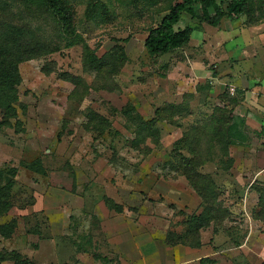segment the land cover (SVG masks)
I'll use <instances>...</instances> for the list:
<instances>
[{
    "label": "rangeland",
    "instance_id": "rangeland-1",
    "mask_svg": "<svg viewBox=\"0 0 264 264\" xmlns=\"http://www.w3.org/2000/svg\"><path fill=\"white\" fill-rule=\"evenodd\" d=\"M66 1L70 36L12 10L45 48L0 127V264H262L264 0L217 27L183 12L191 42L161 57L144 40L186 0Z\"/></svg>",
    "mask_w": 264,
    "mask_h": 264
},
{
    "label": "trees",
    "instance_id": "trees-1",
    "mask_svg": "<svg viewBox=\"0 0 264 264\" xmlns=\"http://www.w3.org/2000/svg\"><path fill=\"white\" fill-rule=\"evenodd\" d=\"M198 4H195V3ZM248 0H231L224 12L217 0H186L176 3L161 19L160 23L151 28L144 40V48L151 57H161L189 45L193 34L190 27L179 28L183 12L193 19L211 27H217L223 17L244 14ZM189 4V6H187ZM20 5L29 12H38L52 18L62 31L70 36L73 28L71 8L66 0H0V127L11 128V119L17 116L16 106L19 105L18 87L21 83L19 64L26 60L37 58L45 45L40 42L30 27L14 20L13 9ZM198 5V7H197ZM72 45L71 42L68 43ZM55 49L50 50L52 53ZM48 52V53H49ZM152 126V122H149ZM148 124V125H149ZM19 132L21 130L16 129ZM11 171V172H10ZM9 172L14 175L15 170ZM3 173L0 172V181ZM12 183L2 186L0 184V214L9 209V194ZM110 205V203H109ZM192 222L197 226V231L206 224L202 216L194 217ZM16 226V222L0 227L1 236L9 235ZM8 254L0 251V262L8 258ZM15 264H26L20 256L13 255ZM200 264H215L214 261L203 258ZM264 264V260L263 263Z\"/></svg>",
    "mask_w": 264,
    "mask_h": 264
},
{
    "label": "crops",
    "instance_id": "crops-1",
    "mask_svg": "<svg viewBox=\"0 0 264 264\" xmlns=\"http://www.w3.org/2000/svg\"><path fill=\"white\" fill-rule=\"evenodd\" d=\"M247 29H248V32H246V34L248 36V47L252 48V44H256L257 47H254V49L257 50V48H259L258 46L260 45V43H259L260 42V39H259L260 36L258 37V33H261L262 31L259 32L260 29L258 26L257 27L256 26H254V27L249 26ZM253 38H256L257 43H253ZM261 49L263 50V48H261Z\"/></svg>",
    "mask_w": 264,
    "mask_h": 264
}]
</instances>
